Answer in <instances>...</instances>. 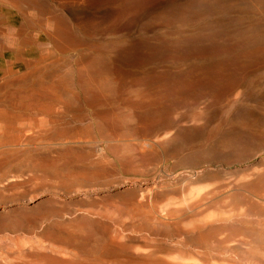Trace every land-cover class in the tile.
<instances>
[{
    "label": "rangeland",
    "instance_id": "rangeland-1",
    "mask_svg": "<svg viewBox=\"0 0 264 264\" xmlns=\"http://www.w3.org/2000/svg\"><path fill=\"white\" fill-rule=\"evenodd\" d=\"M0 264H264V0H0Z\"/></svg>",
    "mask_w": 264,
    "mask_h": 264
}]
</instances>
